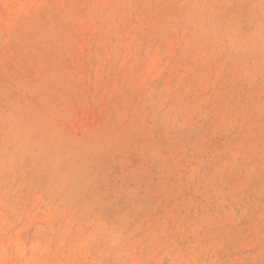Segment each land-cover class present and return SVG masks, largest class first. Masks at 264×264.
<instances>
[{
	"label": "rangeland",
	"instance_id": "374dc122",
	"mask_svg": "<svg viewBox=\"0 0 264 264\" xmlns=\"http://www.w3.org/2000/svg\"><path fill=\"white\" fill-rule=\"evenodd\" d=\"M0 264H264V0H0Z\"/></svg>",
	"mask_w": 264,
	"mask_h": 264
}]
</instances>
